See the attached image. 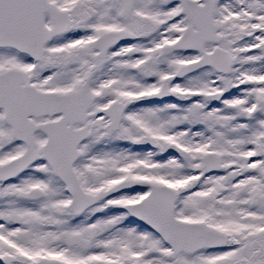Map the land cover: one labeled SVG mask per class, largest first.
I'll use <instances>...</instances> for the list:
<instances>
[{
	"label": "snow or ice",
	"instance_id": "6c2138e0",
	"mask_svg": "<svg viewBox=\"0 0 264 264\" xmlns=\"http://www.w3.org/2000/svg\"><path fill=\"white\" fill-rule=\"evenodd\" d=\"M0 264H264V0H0Z\"/></svg>",
	"mask_w": 264,
	"mask_h": 264
}]
</instances>
